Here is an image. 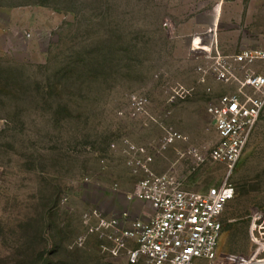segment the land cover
Listing matches in <instances>:
<instances>
[{
	"label": "rangeland",
	"instance_id": "374dc122",
	"mask_svg": "<svg viewBox=\"0 0 264 264\" xmlns=\"http://www.w3.org/2000/svg\"><path fill=\"white\" fill-rule=\"evenodd\" d=\"M194 3L0 0V264H130L95 222L148 210L127 198L144 176L131 157L186 189L231 183L217 263L264 245V109L233 166L208 159L207 108L237 84L211 58L231 54L189 31Z\"/></svg>",
	"mask_w": 264,
	"mask_h": 264
},
{
	"label": "built area",
	"instance_id": "2783aa9c",
	"mask_svg": "<svg viewBox=\"0 0 264 264\" xmlns=\"http://www.w3.org/2000/svg\"><path fill=\"white\" fill-rule=\"evenodd\" d=\"M213 51L211 58L218 77L235 81L237 88L207 108L215 132L207 156L211 161L233 166L264 109V47L243 48L229 57H223L216 47ZM232 65L246 70V74L237 77ZM177 138L179 134L166 131L164 145ZM188 154L196 163L205 160L197 147H189ZM149 161L150 157L142 161L131 157L127 162H134L144 173L127 198L140 199L148 210L131 221L125 211L97 216L95 230L101 231L107 242L103 250L111 257L123 256L130 264H219L216 260L221 215L234 196L231 183L203 190L186 189L169 173L155 174L149 170ZM262 250L264 245H259L249 257L234 264H264Z\"/></svg>",
	"mask_w": 264,
	"mask_h": 264
},
{
	"label": "crops",
	"instance_id": "0c3cea01",
	"mask_svg": "<svg viewBox=\"0 0 264 264\" xmlns=\"http://www.w3.org/2000/svg\"><path fill=\"white\" fill-rule=\"evenodd\" d=\"M190 32L215 40L223 53L264 47V0H195ZM214 45V43H213Z\"/></svg>",
	"mask_w": 264,
	"mask_h": 264
}]
</instances>
